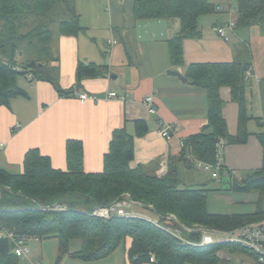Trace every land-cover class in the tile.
<instances>
[{
    "label": "trees",
    "instance_id": "16d2710c",
    "mask_svg": "<svg viewBox=\"0 0 264 264\" xmlns=\"http://www.w3.org/2000/svg\"><path fill=\"white\" fill-rule=\"evenodd\" d=\"M237 3L236 29L259 27L264 35V0H235ZM133 17L137 21L174 19L178 33L169 43L173 65L183 64V41L201 36L200 20L217 12L208 0H133ZM58 37L77 35L81 30L76 0H0V45L5 58L0 59V107L13 97L24 95L16 85L19 76L32 75V80L51 83L61 96L72 91L63 90L57 80L58 58L54 55V33ZM57 37V38H58ZM54 43V42H53ZM17 53L26 58L17 65ZM95 63H80L77 84L84 78L103 74ZM250 63L235 60L229 63H201L189 66V83L206 91L208 124L200 133L184 140L182 161L187 155L207 163H215V148L219 138L228 144H245L247 130L246 72ZM231 89L232 101L239 105V132L230 136L223 117L224 102L220 89ZM262 93L264 125V79L259 83ZM148 131L144 121L135 122V135ZM264 150V132L258 133ZM134 136L125 128L112 134L110 148L104 156V168L99 173L83 170L82 144L67 143L68 168L54 169L51 160L33 149L27 152L23 172L11 174L0 170V231L27 234L41 241L56 238L59 252L56 264L65 257L96 261L108 257L121 245H126L130 264H143L149 253L156 255L158 264H225L219 252L256 256L246 249L229 243L193 247L179 242L174 236L154 224L138 218H112L103 220L92 212L105 207L124 195L141 206L152 210L165 224L168 214L188 227L201 226L208 230L233 231L264 218V211L254 214H213L207 210V190L190 188L182 183L177 162L169 164L165 175L158 177L146 173L142 166L132 168ZM192 168L194 161L189 160ZM195 165V164H194ZM187 167V165H185ZM221 174L230 175L223 165ZM222 182V180H221ZM220 182V183H221ZM229 187L240 191L260 189L264 197V157L261 169L251 172L242 182ZM228 187V189H229ZM262 201V200H261ZM66 210H53L55 205ZM191 241H200L199 232H186ZM79 241V247L73 243ZM0 264H21L13 252L9 239L0 237Z\"/></svg>",
    "mask_w": 264,
    "mask_h": 264
},
{
    "label": "crops",
    "instance_id": "0c3cea01",
    "mask_svg": "<svg viewBox=\"0 0 264 264\" xmlns=\"http://www.w3.org/2000/svg\"><path fill=\"white\" fill-rule=\"evenodd\" d=\"M108 1L112 7L109 22L99 27L105 31L102 37L93 33L95 25L92 23L96 17L105 16L104 0H84V3L80 0V6L76 0L82 30L77 35H62L56 40L57 80L59 86L72 91V95L61 96L49 82L35 81L29 76L17 78L16 85L24 95L11 98L7 105L0 107V170L22 173L27 152L36 149L51 160L54 169L66 171L67 143L77 141L82 144L83 170L86 173L102 172L112 134L122 128L134 136L132 168L142 166L146 173L158 177H161L163 169L167 173L173 161L177 162L179 170L185 165L190 168V156L187 155L185 161L181 159V144L207 126V94L204 89L182 82L168 72L177 71L186 76L192 64L235 60L250 63L251 75L247 79L246 90L247 130L250 135L245 144L226 143L223 165L231 173L222 175L221 184L229 180L239 182L236 180L238 171L245 172L244 180L249 173L261 169L264 150L256 135L264 132L260 121L263 107L259 87L264 79V35L259 27L236 29L230 40L225 41L215 28L227 22V13L217 10L215 14L204 16L202 19L208 18L202 26L200 20L201 36L183 41V64L176 66L171 62L168 43L178 33L176 20L137 21L132 8L127 12L118 8L122 1ZM208 1L216 7L231 5L233 8L234 0ZM111 40L117 44L111 45ZM80 63H95L103 68V74L84 78L77 84ZM111 92L117 93L119 98H107ZM79 94H87L94 99L81 102ZM149 95L154 98L155 114H151L144 104ZM220 96L224 102L222 112L228 133L236 136L239 132V105L232 101L228 87L220 89ZM136 121H144L148 131L135 135ZM166 126H173L169 139L162 136ZM255 200L252 210L234 214L264 211V204ZM128 245L129 242L121 245L100 260L65 257L60 264H130ZM29 246L34 254L32 262L56 264L59 252L56 238L32 239ZM220 254L223 259L241 264H258L249 255L227 250Z\"/></svg>",
    "mask_w": 264,
    "mask_h": 264
},
{
    "label": "built area",
    "instance_id": "2783aa9c",
    "mask_svg": "<svg viewBox=\"0 0 264 264\" xmlns=\"http://www.w3.org/2000/svg\"><path fill=\"white\" fill-rule=\"evenodd\" d=\"M218 11H224L228 15L227 22L219 27L215 28L217 34L225 41H229L231 36L236 32V18L235 12L231 5L227 8L224 6H218ZM111 45L117 44L115 40L110 41ZM251 75V71L248 70L246 72V79H248ZM32 78V75H28ZM78 98L81 102H86L87 100L94 99L87 94H79ZM107 98L109 99H118L119 96L115 92L108 93ZM144 104L149 109L151 114L157 113L154 98L153 96L149 95L145 98ZM173 134V126H166L162 131V136L166 139L171 138ZM184 145V142L181 144ZM226 146V141L223 138H219L218 142L216 143L215 148V163H207L200 160L194 159L191 155L190 158L194 161V164L198 169H202L203 171L209 172L211 177L217 179L221 182L222 174L221 172L223 167V153ZM166 174V170L161 171V176ZM140 205L141 203L133 201L129 195L124 196L122 199H118L117 201L105 206L99 207L92 212L94 217L103 219V220H110L112 218H138L145 220L154 224L155 226L165 230L166 232L170 233L174 236L179 242L185 245H190L193 247H205L210 245H215L218 243H229L232 245L240 246L250 253L254 254L257 259L258 264H264V218L253 223L246 224L240 228H237L233 231H218V230H208L201 226H193L188 227L178 221V219L172 215L168 214L165 219V224L162 225L160 221L154 220L150 216L141 215L136 212L130 211L132 206ZM53 210H66L65 206L62 205H55ZM186 232H199L201 234L200 241H191L184 236ZM224 235L227 236L223 240H217L215 235ZM0 237H5L10 240L13 244V252L16 257L20 258L27 262V264H35L32 262V251L29 246L30 240H39L38 238L31 237L27 234H15L14 232H7V231H0ZM221 252H219V256ZM221 257V256H220ZM143 264H158L157 257L154 253L150 252L148 260Z\"/></svg>",
    "mask_w": 264,
    "mask_h": 264
},
{
    "label": "rangeland",
    "instance_id": "374dc122",
    "mask_svg": "<svg viewBox=\"0 0 264 264\" xmlns=\"http://www.w3.org/2000/svg\"><path fill=\"white\" fill-rule=\"evenodd\" d=\"M81 1L82 3H84L83 2L84 0H81ZM120 1H122V3L120 4L121 6H119L118 8H121V10L122 8H124V11L127 12L131 8L133 9V0H115V2H120ZM79 2L80 0H77L78 5L80 6ZM113 2L114 0H112V3ZM113 6H115V4H113ZM111 7H112V4H110V1L104 0L103 8H104L105 16H103V18L100 16L96 17L95 19L96 21L92 23V25H95V28L93 29L94 32L93 31L91 32L98 35L99 37H102L103 34H105L104 33L105 31L100 30L99 27L101 25H104L106 22H109V19H110L109 14L111 13ZM233 10L234 12H237V3L235 0L233 1ZM132 13H133V10H132ZM206 18L201 20V26L205 25V22L207 20ZM171 20H174V19H171ZM52 30L54 33V40H53L54 43L52 42V46L54 47L53 51H54V55L56 56V40L58 37L57 24L52 26ZM247 50H249L248 47H247ZM4 58H5V53L3 52L1 45H0V59H4ZM25 61H26V58L23 56V54L21 53L16 54L14 58V62H16L17 65L23 66ZM260 94H261V99H262L261 90H260ZM236 174H237L236 180L239 182H242L243 180L242 177H243V174H245V172L243 173L241 171H238L236 172ZM179 176H180L182 183L185 184L186 186L190 188H203L208 191L207 192V210L209 213L227 215V214H234V213H239V212H248L253 209L252 203L254 202L255 199L257 201L262 200L261 203L264 204V197H262L260 189H253L247 193L241 192L240 190L232 189L231 187H229L230 186L229 183L221 184L217 179L212 178L209 172L203 171L202 169H198L195 165H194V168L193 167L192 168L183 167L181 170H179ZM130 211L136 212L141 215L150 216L154 220H158L160 221V223L162 222L161 218L157 214H155L152 210L145 208L143 206H140V205L132 206V208H130ZM226 237L227 236L219 235V234L215 235V238L219 241L225 239ZM52 240H55V239H52ZM79 244H80L79 241H76L73 243V247L77 248L79 247ZM34 246L35 248H38L37 244H34ZM32 255L34 254L32 253ZM40 263H42L41 260H40ZM224 263L225 264H241L240 262L238 261L235 262V260H232V259L231 260L224 259ZM21 264H27V262L24 260H21ZM45 264H51V263H45Z\"/></svg>",
    "mask_w": 264,
    "mask_h": 264
},
{
    "label": "water",
    "instance_id": "95a60500",
    "mask_svg": "<svg viewBox=\"0 0 264 264\" xmlns=\"http://www.w3.org/2000/svg\"><path fill=\"white\" fill-rule=\"evenodd\" d=\"M168 74L170 76H173V77L178 78L182 82H185V83L189 82L188 78L186 76H184L183 74H181L180 72H177V71H169Z\"/></svg>",
    "mask_w": 264,
    "mask_h": 264
}]
</instances>
